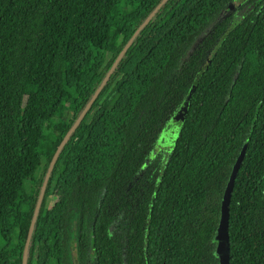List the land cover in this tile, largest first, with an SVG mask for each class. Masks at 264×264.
Returning <instances> with one entry per match:
<instances>
[{"label": "trees", "instance_id": "trees-1", "mask_svg": "<svg viewBox=\"0 0 264 264\" xmlns=\"http://www.w3.org/2000/svg\"><path fill=\"white\" fill-rule=\"evenodd\" d=\"M161 1L0 0V264H22L65 139L26 264H219L241 152L228 264H264V0H167L72 129Z\"/></svg>", "mask_w": 264, "mask_h": 264}, {"label": "rangeland", "instance_id": "rangeland-1", "mask_svg": "<svg viewBox=\"0 0 264 264\" xmlns=\"http://www.w3.org/2000/svg\"><path fill=\"white\" fill-rule=\"evenodd\" d=\"M114 26H116L118 24L117 21H112L111 22ZM115 39H117V37L115 36ZM98 54V53H96ZM100 54V53H99ZM97 62L98 64H100L103 61V56L102 55H97L96 56ZM185 111L184 109H181L180 111H178L173 118L171 119V121L167 124V126L164 128L163 132L161 133L159 140L157 142V151L161 150V149H169L173 143L175 142L179 130L182 126V122L184 119V115H185ZM242 157V152L239 154L238 159L235 161V166L232 170L231 173V178L234 177L235 171H236V167L238 166V163L240 161ZM42 165V163H41ZM40 165V166H41ZM40 171V168L37 169L36 174H38ZM231 178L228 180L227 185L225 187L224 190V195L222 197V201H221V217H220V221H219V226L217 229V234H216V248H215V256L218 259L219 264H228V254H227V249H226V245L224 243V233L223 232V221L222 219L225 217L226 215V210L223 211V209L226 207L227 205V193L229 192V190L231 189ZM25 191H29L28 189H26ZM15 209L19 210L20 214H21V224H24L25 218H26V212L28 210V202L22 204V206L20 208H18V206L15 207Z\"/></svg>", "mask_w": 264, "mask_h": 264}, {"label": "water", "instance_id": "water-1", "mask_svg": "<svg viewBox=\"0 0 264 264\" xmlns=\"http://www.w3.org/2000/svg\"><path fill=\"white\" fill-rule=\"evenodd\" d=\"M167 0H162L158 6L155 8V10L146 18V20L141 24V26L136 30V32L133 34V36L130 38V40L128 41V43L125 45V47L123 48V50L120 52V54L118 55L117 59L115 60V62L113 63L112 67L110 68V70L108 71L107 75L105 76L103 82L101 83V85L99 86V88L97 89V91L95 92V94L93 95V97L91 98V100L89 101V103L87 104L86 108L83 110V112L81 113V115L78 117V119L76 120L74 126L72 129H74L78 123L81 121L83 115L85 114V112L87 111V109L89 108V106L91 105V103L94 101L95 97L98 95L99 91L101 90L102 86L104 85V83L108 80L110 74L112 73V71L114 70V68L116 67L117 63L120 61V59L122 58V56L124 55V53L127 51V49L129 48V46L133 43V41L135 40V38L139 35L140 31L145 27V25L150 21V19L154 16V14L162 7V5L166 2ZM187 104V102L184 104V106ZM66 139L62 142V144L60 145V147L57 149L51 164L47 170V173L45 175V179L43 181V186H42V190L40 193V196L37 200L36 206H35V210H34V214H33V218L31 221V225H30V229H29V233L27 236V240H26V244H25V249L23 252V258H22V264H26V258H27V249L31 240V236H32V231H33V226L35 223V220L37 218L38 212H39V208H40V203H41V199H42V194H43V189L46 185V182L49 178L50 172L52 170V167L54 165L55 159L57 158L63 144L65 143ZM233 180L234 177L231 178V184L233 185ZM232 185H231V189H232ZM231 189L229 190V192L227 193V205L229 202V198H230V194H231ZM227 205L226 207L223 209L226 210V215L225 217L222 219L223 221V232L224 233V243L226 245V249H227V254H228V241H227Z\"/></svg>", "mask_w": 264, "mask_h": 264}]
</instances>
